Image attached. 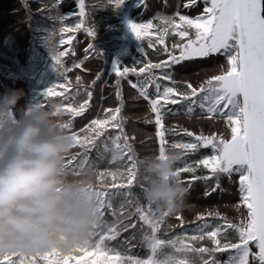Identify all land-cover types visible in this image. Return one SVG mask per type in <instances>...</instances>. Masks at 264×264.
<instances>
[{
    "label": "snow or ice",
    "instance_id": "1",
    "mask_svg": "<svg viewBox=\"0 0 264 264\" xmlns=\"http://www.w3.org/2000/svg\"><path fill=\"white\" fill-rule=\"evenodd\" d=\"M107 2L118 7L124 0ZM59 3L60 0H55L52 7L55 8ZM201 4L203 8L199 15L180 14L181 5H177V11L172 16L157 15L156 19L162 24L156 25L158 29L156 43L164 44V37L168 35L169 30L175 37H179L178 40H174L171 47L161 49L166 53L167 59L155 64L149 62L138 71L135 67L130 69L124 66L121 72L119 70L121 63L118 61L114 63L111 71H114L117 77L116 98L121 101V106L103 109L105 114L103 117L97 114L96 118L90 119L79 132L72 130L71 120L65 122L74 145H79L82 149L81 153L72 155L67 161L73 170L90 163L97 167V161L105 159L109 165H119L106 167L102 171L97 168L96 191L100 200L101 220L96 226L92 241L77 248L70 255H62L56 251L43 255L12 253L0 256V264H155L152 255H148L146 259L124 256L107 243L116 240L122 231L126 232L131 228L132 236L124 241L127 246L136 234L137 225L133 222V217H138L139 221L143 222L140 225L143 242L151 252L155 253L157 249L164 247L176 253L178 259L173 264H221L216 258V253H229V260L224 264H254L256 260L259 264H264V0H186L182 7L191 10L199 8ZM142 5L143 0H138V7ZM78 7L81 19L72 26L73 31L79 30L84 24V0H78ZM71 15L72 13L69 16ZM68 18L57 17L62 27L59 29L60 38L51 48V56L58 80L45 90L43 93L45 98L56 95L54 89L58 86L65 92L68 90L60 83L61 79L67 81L65 73L69 71L62 60L66 51L60 50V46L67 43L63 34L70 30L64 25ZM128 27L141 42L142 35H147L154 25L152 21L146 24L130 21ZM84 31L89 37L95 38L93 28H85ZM148 46H153L151 40ZM139 50L143 52V47L141 46ZM85 52L86 59L88 53L100 59L102 57V53L93 43L88 44ZM215 54L225 57V63L218 65L219 74L210 76L198 85L189 80L178 81L173 75V70L177 66L182 73L188 71L189 66L184 62H202L204 58L211 59ZM138 62L136 60L134 63ZM82 63L83 61L73 64V67L79 68ZM156 69L160 70L159 74L154 71ZM129 71L137 76H144L143 81L139 83L131 81L129 83L137 89L139 96L148 102L150 111L154 114L155 136L159 141L160 156H163L168 148L182 150L180 155L196 153L200 149H211L209 154L202 155L191 163H185L183 167H177L176 176L192 173L189 187L192 182L204 180L209 185L205 189V195H210L221 188L222 175L230 179L237 175L239 178L238 191L241 203L246 206V215L241 212L238 223L225 219V224L222 225L218 222L210 223L203 214H199L196 217L200 222L195 230L196 234L188 237L195 242L207 238L213 247H195L187 244L183 235L167 240L159 238L160 226L168 214L165 213V218L157 219L152 208L148 205L143 206L133 192L134 182L138 183L137 159L133 144L123 131L124 117L120 115L122 108L120 78L127 76ZM76 83L78 85L82 83L80 76H76ZM92 83L95 84V81ZM152 84L155 85L154 94L148 90V86ZM84 91L87 99L78 106L74 104L80 94L79 89L70 96H63V99L68 101L67 111L73 117L83 116L90 108L89 101L93 97V92L88 88H84ZM173 105L184 108V114L189 119L195 115L198 108L200 110L198 119L206 116L209 120H223L230 129V139L223 134L204 135L203 131L197 135L186 127L174 126L166 129L164 119L171 113L170 106ZM59 108L65 111L61 106ZM109 127L118 129L119 132L110 135L107 133ZM177 132H183L192 139L189 142L177 141L168 145L166 133ZM92 149L97 150L96 161L88 159ZM116 150L122 153L121 164H117L112 158ZM73 161L76 163L73 164ZM201 167L207 169L209 175H195L197 169ZM213 179L215 183L211 184ZM186 189L188 191V188ZM235 207L239 210L240 206L237 204ZM106 213L114 219L109 221ZM175 215L183 224V219L178 214ZM207 215L224 219L218 211H210ZM249 242H255L258 252H251Z\"/></svg>",
    "mask_w": 264,
    "mask_h": 264
},
{
    "label": "trees",
    "instance_id": "2",
    "mask_svg": "<svg viewBox=\"0 0 264 264\" xmlns=\"http://www.w3.org/2000/svg\"><path fill=\"white\" fill-rule=\"evenodd\" d=\"M186 0H143L142 7H138V0H124L118 7L108 4L107 0H84L85 16L84 24L79 30H71L72 26L77 23L79 17L78 0H60V3L52 7L55 0H0V95L9 89H22L24 95L18 101L17 112L21 113L30 103L41 101L47 106L49 103H55L65 109L63 112V120L72 121V130L79 132L92 118H96L97 114L103 117L105 114L103 109H115L121 106V101L116 98V75L111 71L115 62H120L119 70L123 72L124 66L130 69L135 67L138 71L140 67H144L149 62L155 64L161 60L167 59L166 53L161 49L171 47L175 37L171 30L164 37V44L156 43L158 29L156 25L162 22L156 19L157 15L172 16L177 11V5H181L180 14H188L190 16L199 15L203 5L195 9H184L182 4ZM47 6V7H46ZM72 13L71 16H69ZM128 23L136 22L138 24H146L152 21L153 28L149 29L147 35H142V41H138L135 35L125 29V16ZM68 16V20L64 25L69 27V31L63 34V38L67 43L60 46L61 51H66V55L62 57L65 68L69 69L65 73L67 81L60 80V83L67 88V92L63 88L54 89L56 95L43 97L45 90L53 83L57 82L58 74L54 67L51 48L60 38L59 29L62 27L57 17ZM178 19V17H177ZM93 28L96 35L91 38L84 31L85 28ZM127 34V43L122 47V40ZM149 40L153 46L149 47ZM93 43L101 53V59L95 57L92 53L87 54L88 44ZM142 44V45H141ZM141 46L143 52H140ZM138 60V63H134ZM83 61L79 68L73 67V64ZM225 62V57L215 54L213 58H204L202 62H184L189 66L186 73H182L177 66L173 70V75L179 80H189L194 85L209 78L214 74H219L218 63ZM217 65V67H214ZM157 74L160 70L156 69ZM99 74V79H97ZM76 76L81 77L82 83H76ZM144 76H137L129 71L127 76L120 78V91L122 94V108L120 115L124 117V133L130 138L129 142L133 144L136 159L142 158L144 155H158L159 141L155 136L154 114L151 113L148 102L139 96L137 89H134L129 81L139 83L143 81ZM95 81V84L92 82ZM84 88H88L93 92V97L89 101L90 108L81 117H73L67 111L68 101L63 99L64 95H72L79 89V95L76 97L74 106H78L87 99ZM150 93H155V85H149ZM63 93V95H61ZM103 97V99H101ZM163 103V101H161ZM172 111L165 116L164 125L166 129L172 127L188 128L195 134L203 131L204 135L211 133L223 134L227 138L230 136L228 128H224L222 123L227 126L221 119L209 120L206 116H200V110L197 108L195 115L189 119L184 113L185 109L180 106H170ZM146 121H151L146 122ZM230 130V129H229ZM118 129L107 128V133L115 135ZM104 139V138H102ZM189 138L183 132L175 134L166 133L168 145L177 141L189 142ZM102 150V148H101ZM182 153V150H176ZM72 155L82 152L79 145H74ZM211 149H200L196 153L183 155L178 162L177 167H183L185 163H191L202 155L209 154ZM67 157V161L71 158ZM110 158V157H109ZM91 161L97 160V150L92 149L88 154ZM126 160V157H125ZM76 161H73L75 164ZM87 166V165H85ZM119 165H109L107 159L97 161L98 170L106 167H118ZM72 169V166H69ZM192 173H182L180 178L183 185L188 188L184 209L177 213L184 221L183 224L177 220L176 215L167 217L165 222L161 224L158 237L161 239H172L178 236H185V243L195 247H213L211 241L207 238L203 241L195 242L188 239L191 235L196 234L195 230L200 222L196 220L197 215L203 214L205 219L210 223L225 224V219L233 222H239L241 212L246 215L247 209L240 201L239 196V178L233 175L230 179L226 175L220 177L221 188L205 195V189L209 187L204 180L192 182L189 187V178ZM195 175H209L207 169L198 168ZM110 180V178H109ZM215 180L211 181L214 184ZM133 192L140 199V203L147 207V204L140 198L141 188L138 183L134 182ZM239 204V210L235 207ZM134 211V209H131ZM218 211L220 217H209L208 212ZM109 221L114 217L105 214ZM136 223L135 238L125 246L124 241L128 240L133 234V229L122 231L116 240L108 241L110 247L119 250L122 255H131L137 259H146L150 255V249L143 242L142 230L138 217H133ZM172 227L169 228L168 226ZM226 227V225H225ZM146 228V226H145ZM119 241L120 243H117ZM238 242V241H234ZM251 252H255V244L249 242ZM216 258L224 264L229 260V253H216ZM198 259V258H197ZM250 262L252 257H249ZM254 264H259L256 260Z\"/></svg>",
    "mask_w": 264,
    "mask_h": 264
},
{
    "label": "clouds",
    "instance_id": "3",
    "mask_svg": "<svg viewBox=\"0 0 264 264\" xmlns=\"http://www.w3.org/2000/svg\"><path fill=\"white\" fill-rule=\"evenodd\" d=\"M23 95L22 89L0 95V256L53 251L70 255L92 241L101 220L97 167L90 163L70 169L66 158L72 155L74 140L62 109L36 101L18 114ZM112 158L123 162L119 150ZM180 158L168 148L163 156L137 159L140 198L157 219L185 207L187 189L175 175ZM150 255L155 264L178 259L164 247Z\"/></svg>",
    "mask_w": 264,
    "mask_h": 264
},
{
    "label": "rangeland",
    "instance_id": "4",
    "mask_svg": "<svg viewBox=\"0 0 264 264\" xmlns=\"http://www.w3.org/2000/svg\"><path fill=\"white\" fill-rule=\"evenodd\" d=\"M124 16H125V29L128 27V20H127V17H126V14H124ZM126 43H127V34L125 33V36L123 37V40H122V47L124 46V45H126ZM225 62L224 61H222L221 63H218V65H222V64H224ZM219 68V67H218ZM222 125L224 126V128H226L227 126H225L223 123H222ZM228 131H230L229 129H228ZM229 139H230V136H229ZM254 244H255V242H253ZM255 252H258V248H256L255 247Z\"/></svg>",
    "mask_w": 264,
    "mask_h": 264
}]
</instances>
